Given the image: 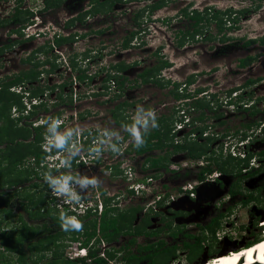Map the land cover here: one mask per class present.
I'll use <instances>...</instances> for the list:
<instances>
[{"label": "rangeland", "instance_id": "374dc122", "mask_svg": "<svg viewBox=\"0 0 264 264\" xmlns=\"http://www.w3.org/2000/svg\"><path fill=\"white\" fill-rule=\"evenodd\" d=\"M45 1L0 0V20L11 18L16 6H19L18 10L22 12L32 13L31 16H26L30 18L28 20L30 25L25 23L23 29L13 23L0 29V49L5 44L14 43L0 55V82L7 81L11 75L18 74L21 70L32 68L34 64L38 65L39 78L35 83L30 84L35 88H41L39 97L34 101L29 99L26 94L27 89L24 87L26 84L9 89L10 92L22 97L25 111L29 112L31 104L37 100L36 104L42 102L46 105V111L41 110L38 112L39 115L29 120L25 119L28 120L29 126L31 128L40 126L46 118L61 113L63 123L58 131L74 128L77 125L74 129L96 132L99 145L100 139H107L103 136L105 130H116L120 133L121 139L126 141L125 128L116 126L111 112L118 104L127 102L130 106L121 107L117 112L120 120L124 118L122 122L132 121L138 105L154 109L157 117H171L172 124L168 127L171 141L168 142L175 144L174 141L180 139L181 133L173 131L177 123L182 120L181 114H188L193 121L202 115V120H199L200 127L198 128L199 124H192L189 128L198 136L193 139L186 138L182 140V144L187 148L197 147L202 151L205 150V154L199 159H190L186 152L174 154L170 157V163L174 162L172 160L174 157L178 164L185 161L196 164L203 159L204 166L210 163L215 168L216 162H219L226 163L228 170L234 166V170L232 173H226L216 169L221 173L223 179L220 178L221 184L214 182L212 186L205 188L201 194L202 200H196L191 204L190 210L185 211L188 213L187 217L172 224L171 228L174 232L180 229L175 232V237L168 230H162L153 237L136 238V244H152L155 249V244L159 240H164L167 247L175 246L174 256L170 257L169 261L163 258L159 264L201 263L222 252L238 251L250 245L249 243L258 237L257 224L264 214L261 212L264 210V158L261 162H258L257 157H249V155L244 160L234 159L223 155L222 149L226 144L236 149L244 145L247 149L250 142L259 140L261 144H258L257 148L264 150V100H262L264 99V43L260 42L262 38L264 39V0H166V6L152 14H147L149 10L147 6L156 0H121L115 4L112 12L94 16L88 13L94 5V0H63L58 8L44 9ZM184 9H187V12L211 11L208 13L209 17L215 11L230 10L227 15L218 17L222 19L224 26L230 29L219 33L216 22L212 21L208 27L201 24L198 35L181 38L183 33L192 31L194 23L183 15ZM141 11H144L142 15L135 18V15ZM130 32H134L135 36L129 47L123 50L122 41L129 37ZM58 36L71 38L69 43L55 46L53 41ZM180 38L181 46L178 45ZM247 40L254 42L244 46ZM15 41L19 43L16 44ZM248 56L254 58L249 62V64L253 62V65L247 69L239 67V61ZM27 58L30 61L24 62ZM70 60L87 75V79L79 81L82 86L79 99L76 101L71 95L75 82L71 76L76 73L71 74L67 69ZM158 60L168 62L170 67L158 73L156 83H142L138 74L145 68L153 66ZM120 61L132 66L122 73L128 83L124 84L122 89L118 87V94L114 91V87H111L110 94L102 92L104 71L108 69L109 64L114 65ZM52 65L55 67L53 71H51ZM248 80H251V83H246ZM197 90L201 93L195 94ZM173 93H179L182 101L175 99ZM116 95L120 97L115 98ZM249 100L254 105L251 111L245 109L249 106ZM194 102H200L205 107L193 105ZM25 111L24 115L27 114ZM251 112L256 113L251 115ZM7 116L15 120L19 116L18 106H12L9 111L0 110V136L5 134ZM252 121L256 124L253 129L251 131L245 129V124ZM20 124L23 125L24 122L21 121ZM41 126H44L41 140L44 143L46 126ZM204 134L206 137H203ZM4 146H0V149ZM99 146L102 151L95 160L89 157V160H92L90 163H72L70 170L50 169L46 162L54 160L51 156L44 157L46 165L38 169L37 166L33 168L34 165L29 157L26 158L21 169L31 171L33 168L39 178H31L26 182L25 189L15 193L13 201L28 195L34 196L35 199L50 201L51 189L43 180V174L48 170L54 174L69 172L73 175L86 174L96 176L100 184L95 189L89 187L83 200L98 205V199L101 201L108 198L109 206L117 204L122 206L121 210L142 208L136 215L138 225L140 220L148 218L152 228L150 230L159 228L158 224L154 225L150 222L152 212L145 207L150 199L133 200L132 203L126 204L125 201L131 198V195L126 191V182L120 177L121 169L118 163L121 158L115 159L116 153L112 152L107 144ZM39 149L43 151L42 145ZM55 152L54 150L51 153ZM85 153L90 156L89 151ZM247 153L249 154V151ZM157 154L158 152L155 151L150 155ZM131 162L140 177L144 179L152 177V171L145 172L142 169L143 157H137ZM240 167L241 173L237 174L236 170ZM243 167L253 168L249 169L248 178L242 175L248 170ZM197 168L195 165L179 168L177 172L162 171L159 177L164 184L161 179L155 181L156 178L153 177L151 183L162 186L163 190L175 191L183 184L196 180L193 174L198 170ZM258 168L261 171L254 174L253 172ZM187 172L189 175L185 174ZM32 183H35V186ZM164 185L166 188L163 187ZM229 187L232 190L228 195ZM102 191L105 193L103 196H101ZM51 201L49 206L35 205L32 210L42 214L50 208L55 210L52 211L54 215H58L56 202ZM18 212L12 207L9 208L8 213L0 212V236L4 232L5 237L9 236L16 244L24 238L22 239L24 250L27 255L32 253L33 258L43 252L50 255L56 246L54 244L47 246L41 221L34 219L39 215L33 218L23 216L21 220ZM95 219L97 216H91L88 221ZM209 225H213L215 229L213 234L206 228ZM25 227H31L30 231ZM28 237L31 239H27ZM129 238L121 237L117 243L109 245V248L125 245ZM67 241L68 239L64 238L62 243L65 247L58 250L67 252L71 245ZM29 244L31 246L28 247ZM184 244H188L189 247ZM232 247L236 248L231 251ZM19 248L20 246L17 247L18 250ZM34 248L37 249L33 250ZM43 249L46 251L38 252ZM153 250L150 252L153 253ZM120 256L122 255L117 254L112 263H118ZM18 257V252H2L0 245V264H21ZM140 264H147V261Z\"/></svg>", "mask_w": 264, "mask_h": 264}, {"label": "trees", "instance_id": "16d2710c", "mask_svg": "<svg viewBox=\"0 0 264 264\" xmlns=\"http://www.w3.org/2000/svg\"><path fill=\"white\" fill-rule=\"evenodd\" d=\"M118 1L121 0H94V5L92 6V8H90L88 13L91 16H94L101 13L111 12L113 5ZM62 2L63 0H46L44 9L58 7ZM166 4V0L154 1L153 4L147 6L149 8L147 14H152L154 11L165 7ZM16 7L17 8H15V13L11 18L7 20H0V29L5 26H8L10 23L18 24L19 26H21L20 29L25 23H27L26 25H30V21H28L30 18L26 16H31L32 13L29 11L22 12L21 10H18L19 6ZM229 11L230 10L225 12L215 11L214 14L209 17L210 15L208 13H211V11L207 13L206 10H203V12H198L196 10L192 12H187V9L182 10L183 15L186 16L188 19L192 20L194 23L192 24V31H187L183 33L181 35V38L186 36L192 37L195 34H199L200 25L203 22L210 23L212 21H215L219 33H222L223 30H229L230 28L224 26L225 24L222 19L218 18L220 15H227ZM143 12L144 11L138 12L135 15V18L141 16ZM78 20H81V18H78ZM134 36L135 33L130 32L129 37L124 38L121 44V48L123 50L129 47V44L134 38ZM68 37L58 36L54 39L53 42L55 43V46H60L66 42H69L70 38L73 37V35L69 38ZM181 38L178 43L179 46L182 45ZM253 42L254 41L252 40H248L244 43V46H248ZM260 42L263 44L264 39L262 38ZM15 43L17 44L19 42L15 41ZM12 45H14V43L5 44L0 49V54L3 53L4 50L11 48ZM253 59L254 58L247 57L245 59L240 60L239 67H246L249 62ZM28 61H30V59L27 58V60L24 62ZM37 67L38 65L34 64L32 68H29L27 70H21L18 74L11 75L7 81L2 80L0 82V110L3 109L4 111H9L12 106L16 105L18 106L19 110V116L15 120H11L9 116H7V126L5 128V134L0 136V146L5 145L3 149H0V212L2 213H8L9 201L16 195L15 191L14 193H11L8 191V189H10L11 187L17 188L18 186H21L28 182L31 179V175L38 174L33 168L36 166L39 167V164L43 161L45 157V153L43 151H40L38 145L42 139V134L44 133L42 131V126H37V128H33L34 130L31 131L30 129L24 127L21 124L19 125V123H21V121H24L25 119L37 116L38 112L41 110L46 111V105L44 103H39L37 105L32 104L31 110L26 115H24L25 107L22 105V97L9 91V89L15 86L25 83L36 82L40 75L37 71ZM129 67L132 66H129V64L126 65L122 61L114 65L109 64L108 69L105 70L103 79L104 83H107L109 80H114L118 85L119 89H122L124 84L128 83L126 77H124L122 73H124ZM168 67H170V64L168 62L158 60L157 63H155L153 66L145 68L140 74H138V77L141 78V81L144 84L156 83V78L159 75L158 73L162 69ZM54 68V65H52L51 70H53ZM68 68L70 72L76 73V79L83 80L87 78L85 72L83 70L78 69L77 64L71 60L68 64ZM103 86L104 89H107L105 84ZM26 93L29 99H33L41 94V88H29L27 89ZM200 93V90H197V92H195V94ZM118 97L120 96H115V98ZM173 97L177 100H180L182 96L179 93H173ZM193 105H197L200 108L205 107L204 105L200 104V102H194ZM125 106L130 105H127V102H123L121 104H118L116 108L111 112L114 123L117 127H124L125 125H129L132 123V121L122 122L121 120H123L124 118H122L121 120L119 119V114L117 112L121 107ZM60 114L61 113L54 114L52 117L59 118ZM157 119L159 127L156 129H149L148 133L144 136L145 143L140 147H136L134 146V143H131L127 150V152L130 154H134L137 157H143V171H152L151 176L153 178H159V176L161 175L160 172H170L169 165L170 157L172 155L186 152L187 156L190 159H199L202 155L205 154V150L202 151L197 147L187 148L186 145L183 144L180 145L168 142L171 141L168 136V127L172 124V119L171 117L167 116H160L157 117ZM197 119L202 120V115ZM33 134L35 136L33 141H30L28 143L22 141L27 138H30ZM129 137V134L125 132V138ZM155 151L158 152V154L156 156H151L150 154ZM28 157L29 159L32 158L31 162L32 165H34L31 171L21 169L24 160ZM197 169L198 170L193 175L195 179L201 180L204 178L205 174H210L216 169L222 172L232 173V171L234 170V166H231L228 170L226 168V163L220 164L219 162H216L215 168H213L209 163L206 166L198 167ZM241 169L242 168L240 167L236 170L237 174L241 173ZM185 174L189 175V172ZM101 194L104 195L105 193L102 191ZM233 194L234 192H232V195ZM21 198L22 199L19 202L20 206L23 208L26 213V217L28 218H33V216L39 215L37 211L32 210L35 205H41V207H43L45 206V204L49 206L50 202L52 203L51 200L47 201L41 198L35 199L34 196L29 195L21 196ZM25 201L27 202L25 203ZM109 201L110 200L108 198L103 199L104 209L101 216L97 217V219L93 221H88L89 216H86L81 219V221L83 222L82 231H64L61 228V222L59 219L60 212L56 210L58 212V215H54L52 211L55 210H50V208H47L44 214H40L37 218H34H49L52 223L51 228L46 222L41 225L44 228V239L47 242V246H50V244H54V246H56L51 251L49 257L47 256L48 253L43 252V254L35 256V258H33L31 248L29 249L31 254L27 255L26 250H24L23 247L22 239L24 240V238H22L21 241L16 244L13 239L9 238V236L5 237L6 234L4 232V234L2 233V235L0 236V245L2 248V252H18V260L21 261V264H107L104 259L98 257L99 240L95 238L96 229L98 226L100 239L108 245L117 243L121 237H130L126 241L125 245H122L118 248L111 247L106 251L108 258L110 259H113L117 254L122 255L120 256L121 258L119 260L120 264H140L143 261H147V264H159L163 261V258L169 261L170 257L174 256L176 247H167L164 240H159L157 244H155V249L152 244H136V237H153L159 234L160 231H162V229L147 230V227L149 225L148 219L146 222L140 220L139 225H134L136 215L142 210V208H131L126 209V211L120 210L116 204L109 206ZM13 205H15L14 202ZM19 218L22 220L23 216H20ZM24 225L26 226V224ZM206 228L211 234L214 233L215 229L213 225H209ZM30 229L31 227L26 228L27 231H30ZM167 230L170 232V234H172L173 237H175V232H178L180 229L175 230L174 232L172 228L167 227ZM257 236H260V232L257 233ZM258 237H256L254 240H258ZM31 238L28 237L27 239ZM64 238L68 239V243L81 241V245L84 248H87L88 257L91 259V263H86L84 259L69 260L65 258V252H63L62 250H58L59 248L62 249L63 247H65L62 243ZM93 239L96 240L93 241ZM91 242H93V244L89 246ZM195 243H198V241H195ZM251 243H253V241H251L249 244ZM185 245H187V248L189 247L188 244H184V246ZM18 246H20V250L17 249ZM29 246L31 245L29 244L28 247ZM134 248H136V252L138 253V255L133 252ZM35 249L37 248H34L33 250ZM45 249L48 250L47 248ZM45 249L38 250V252L46 251ZM151 250H153V253L150 252Z\"/></svg>", "mask_w": 264, "mask_h": 264}, {"label": "built area", "instance_id": "2783aa9c", "mask_svg": "<svg viewBox=\"0 0 264 264\" xmlns=\"http://www.w3.org/2000/svg\"><path fill=\"white\" fill-rule=\"evenodd\" d=\"M67 69L69 70L68 67H67ZM69 72H70V70H69ZM70 73L72 74V72H70ZM104 74H105V71H104ZM75 76L76 75L71 76V79H73V81H75L73 83L71 95L73 97V100L76 101L79 99L78 95H79V91H80L82 84L79 82L81 80L76 79ZM85 79H87V78H85ZM103 79H104V77H103ZM76 80L78 82H76ZM104 84L107 87V89H104V86H102V88H101L102 92H106V93L109 92V94H110L111 93L110 91H112L111 87H114L113 89L116 92V94L119 93L118 85L116 84V82L114 80H109L107 83H104ZM34 99L35 98H33L32 100L34 101ZM180 101H182V100H180ZM36 102H38V100L35 101V103L33 105H37ZM25 112L28 113V111H25ZM181 116H182V120L177 123V125L175 126L174 131H173V132H180L181 133L180 139L174 141L175 144H180V145L182 144V140H184L186 138L187 139H193V138H196L198 136L196 133H193V132H191V130H189V128L191 127L192 124H194V125L199 124L198 127H200V122L198 119L193 121L192 118L188 114H185V113H182ZM59 119H61V117ZM76 119L78 120L77 116H76ZM41 125H44V124H41ZM74 128H77V125H75ZM96 134H97L96 132L93 133L88 129H85L84 131L80 130V135L78 137H75L74 140H76L78 145L80 146L81 154L77 158H74L72 163H75V162L76 163L77 162L78 163H81V162H84V163L89 162L90 163V162H92V160H95L96 157H98L95 153H90L89 154L90 156H88V154H86V153L84 154V152L89 151V149L91 147L99 146L97 143L98 138H97ZM205 135L206 134H204L203 137H206ZM124 139L126 141L121 139L118 142V147H119L120 151H119V154L118 153L114 154V157H115V159L121 158L120 162L118 163L120 166V169H121L120 177L126 182V186H127L126 191L128 192V194L131 195V198H128L125 201L126 204L132 203L133 200H142V199L148 200V199H150V202L145 207L147 209H150L151 212H156V211H158V209H157L158 207H160V206L161 207H163V206L170 207L171 204H173V203L177 202L178 200L183 199L185 197H187L190 200L195 202L197 200V189L201 185L208 184V187H209L214 182H216L218 179L221 178V173H219V172H217V170H215V171L211 172L210 174L209 173L205 174L204 178L201 180L196 179L194 181L187 182V183L183 184L179 189H177L175 191H164L161 189L160 185L156 186L155 183H151L153 181L152 177L144 179L143 177H140L138 175V170L135 168L134 164L131 162V160L137 158V156L127 152L128 147L130 146L131 143H133V141H132L131 137L125 138V136H124ZM43 152L45 153V158L47 156L48 157L51 156L52 158H54L53 161L46 162V163H48V166L50 167V169H58V170L64 169V168H58L61 156L59 154H57V152L51 153V152H45L44 150H43ZM220 152H221V150H220ZM222 154L225 156H228V157H232L234 159L239 158L241 160L245 159L246 155H247L246 147L244 145L240 149H236L232 146L230 147L229 144H226L224 146V148L222 149ZM89 157H91L92 160H89ZM44 159L39 164V167H43L46 165ZM115 159H113V160H115ZM178 163L179 162H175V161L171 162L169 165V170L172 172H177L179 168H182V169L183 168H189V167H194L195 165L197 167H202V166L204 167L205 162L202 159L201 161L197 162L196 164H191L187 161H185L182 164H178ZM206 163H207V161H206ZM37 169H38V167H37ZM155 181H157V180H155ZM50 196H52L51 200H54L56 202V209L58 212H60V213L61 212H67L68 215H75L80 220L86 216H89V217L97 216V217H99V216H101L103 209H104L103 200L99 201L98 198H97L98 199V205H95V204L92 205V204H90V203H88L82 199V202L79 205L69 206L68 204H64L62 202V199L53 196L52 193ZM101 196H103V195L101 194ZM111 205H115V204H111ZM117 207L120 210L123 209L122 206L117 205ZM95 238L99 240L98 257L104 259L107 262V264H120L119 261H118V263H115V262L112 263L114 260L108 258L106 251L109 249V245L100 239L98 226L96 229ZM96 239H93V241ZM70 244L71 245L69 246L68 251L64 253L65 258H67L69 260L84 259L86 263H91V259L88 257L87 248H84L81 245V241L72 242ZM92 244H93V242H91L89 244V246H91Z\"/></svg>", "mask_w": 264, "mask_h": 264}, {"label": "clouds", "instance_id": "9594fccd", "mask_svg": "<svg viewBox=\"0 0 264 264\" xmlns=\"http://www.w3.org/2000/svg\"><path fill=\"white\" fill-rule=\"evenodd\" d=\"M42 123L46 125L44 143L42 144L43 150L45 152H52L55 150L57 154L61 156L58 168L70 170L73 159L80 155V146L77 141L74 140V137L80 135V129L66 128L62 131H58V129H61L63 121L51 116L42 121ZM158 127L159 124L156 111L151 108H145L143 105H138L135 109L132 123L124 126L125 131L129 134L136 147H140L145 143L144 136L148 133L149 129H156ZM103 136L107 139H100L99 145L107 144L112 152L119 153L120 149L118 147V142L121 140L120 133L116 130H105ZM113 138L115 139L113 140ZM89 151L99 156L102 148L100 146H95L91 147ZM247 156L248 153L246 157ZM159 179H161V177L156 178V180ZM43 180L48 188L51 189L52 195L62 199V202L69 206L79 205L82 202L86 190L89 189V187L95 189L100 184L96 176H88L86 174L73 175L70 174V172L54 174L51 170L43 174ZM161 189L163 190L162 186ZM59 219L61 228L66 232L83 230V222L75 215H68L67 212H61ZM261 235L264 236V234ZM253 243L259 246L260 259L264 261V243H261L260 240H253Z\"/></svg>", "mask_w": 264, "mask_h": 264}, {"label": "flooded vegetation", "instance_id": "af4514ba", "mask_svg": "<svg viewBox=\"0 0 264 264\" xmlns=\"http://www.w3.org/2000/svg\"><path fill=\"white\" fill-rule=\"evenodd\" d=\"M101 1H103V0H101ZM116 4V3H115ZM115 4L113 5V7H112V10H111V12L113 11V9H114V6H115ZM58 8V7H57ZM107 13H110V12H107ZM228 21V20H227ZM229 22V21H228ZM202 24H205V26H207L208 27V25L210 24V23H202ZM226 27V26H225ZM227 28H230V27H227ZM223 32H225V30H223ZM202 34V33H201ZM198 35V34H197ZM208 37V36H207ZM248 41V40H247ZM229 41H227V43H228ZM69 43V42H68ZM71 43V42H70ZM3 53H4V51H3ZM3 53H1V54H3ZM0 54V55H1ZM249 57V56H248ZM247 58V57H246ZM249 58H253V57H249ZM251 65H253V62H251L250 64H248L247 66H246V69L249 67V66H251ZM67 67H68V64H67ZM55 69V68H54ZM53 69V70H54ZM53 70H51V71H53ZM260 80L258 79L257 80V82H259ZM248 82V84L249 83H251V80H248L247 81ZM246 82V83H247ZM35 83V82H34ZM26 84V86H24L26 89H29V88H35V87H33V85L32 84H30V83H25ZM37 88V87H36ZM40 88V87H39ZM39 97V96H38ZM250 99V98H249ZM262 100H264V99H262ZM54 101H57V99H54ZM252 101H250L249 100V106L248 107H246L245 109H249L248 111H251L252 109H253V103H251ZM40 103H42V102H40ZM251 103V104H250ZM254 113H256V112H251V115H254ZM40 114V113H39ZM38 114V115H39ZM60 117H61V114H60ZM59 117V118H60ZM47 119V118H46ZM29 120V119H28ZM28 120H24V121H22V122H24V124H23V126L24 127H26V128H28V129H30L31 131H33L34 129L33 128H31L30 126H29V124H28ZM254 125H256L253 121L252 122H249V123H247V124H245V129H249L250 131L253 129V127H254ZM41 126V125H40ZM34 128H37V126L35 127V126H33ZM42 127H44V126H42ZM209 129H210V127H208ZM43 129V128H42ZM226 130V129H225ZM219 131H221V129H219ZM251 133V132H250ZM34 138H35V136H34V134L30 137V138H27V139H25V140H22V141H24L25 143H28V142H30V141H33L34 140ZM43 139V138H42ZM41 139V140H42ZM42 141H40L39 142V147H41V145H42ZM258 144H261V142L259 141V140H256L255 142H250L249 143V146H248V148H247V152L249 151V156L250 157H252V156H255V157H257L259 160H258V162H261L262 161V159L264 158V150H259V148H257V147H259L258 146ZM216 145V144H215ZM257 148V149H256ZM32 159V158H31ZM29 161V160H28ZM259 164V163H258ZM257 164V165H258ZM245 168H247V167H243V169H245ZM248 169V168H247ZM249 169H253V168H249ZM249 169L245 172V173H243L242 175H244L245 176V178H248L249 177ZM261 170H260V168H258L257 170H255V172H253L254 174L256 173H258V172H260ZM39 178V176H38V174H34V175H32V177L31 178ZM220 181H222L221 179H218L217 181H216V183L217 184H221V182ZM32 185H34L35 186V183H32ZM25 188V184H23V185H21V186H18L17 188H15V187H11L10 189H8V191L9 192H11V193H14V191L16 192V193H18V191H21V190H23ZM231 188L229 187V189H228V191H227V193H228V195H229V193L231 192ZM227 195V196H228ZM20 200L21 199H19L18 198V200H15V201H13V198L9 201V205H8V208H15V210L16 211H19L18 212V217H20V216H26V213H25V211L23 210V208L20 206ZM13 202H14V204L15 205H13ZM25 202H27V201H25ZM212 203V202H211ZM208 204H210V202H208ZM158 209V211H156V212H152V218L150 219V222L152 223V224H158L159 226V228H157V229H162V230H167V227H173L172 226V224L174 223H176L177 221H179V220H184L186 217H187V215H188V213L187 212H185V211H173L170 207H167V206H163V207H158L157 208ZM44 212L45 211H43L42 212V214H44ZM40 215V214H39ZM148 219V218H147ZM147 219L146 220H143V221H147ZM36 220H40L41 221V225L44 223V222H46V223H48V225L50 226V228L52 227L51 225H52V223H51V221H50V219L49 218H44V217H41V218H38V219H35V221ZM139 223V222H138ZM138 223H137V221L135 220V222H134V225H138ZM150 229H152L151 228V226H150V223H149V225H148V227H147V230H150ZM140 237H143V238H147V237H144V236H140ZM140 237H136V238H140ZM133 252L136 254V255H138V253L136 252V248H134L133 249ZM47 256L49 257L50 255L49 254H47Z\"/></svg>", "mask_w": 264, "mask_h": 264}, {"label": "bare ground", "instance_id": "6f19581e", "mask_svg": "<svg viewBox=\"0 0 264 264\" xmlns=\"http://www.w3.org/2000/svg\"><path fill=\"white\" fill-rule=\"evenodd\" d=\"M263 213H264V211H263ZM234 248H236V247H232V248H230V250L232 251ZM230 250H227V251H230ZM236 253H238V252L233 251V254H236ZM242 253L240 255H238V256H233V257L227 258L226 260H222V261H220L219 264H228V262H232V260H234L236 258H241L242 257ZM224 254H226V253L225 252H222L220 255H218L216 257H221ZM244 254H246L244 257H246L247 259H249V261H248V263H245L244 262L243 264H257V263H255L253 261V259H255V258L261 261V259H260V248H259V246H256L254 249H250L249 252H246ZM206 262H207V260H206ZM206 262L194 263V264H203V263H206ZM261 262L264 263V261H261Z\"/></svg>", "mask_w": 264, "mask_h": 264}, {"label": "water", "instance_id": "95a60500", "mask_svg": "<svg viewBox=\"0 0 264 264\" xmlns=\"http://www.w3.org/2000/svg\"><path fill=\"white\" fill-rule=\"evenodd\" d=\"M172 160L175 161L174 158ZM221 179H222V177H221ZM215 186H217V184H215ZM207 187H208V184H204V185H201L197 189V200H202L201 199V194L205 190V188H207ZM192 203H194V201H192L189 198L185 197V198L180 199L177 202L171 204L170 208L173 211H189L190 210L189 208H190V206H191ZM203 262H205V260Z\"/></svg>", "mask_w": 264, "mask_h": 264}, {"label": "crops", "instance_id": "0c3cea01", "mask_svg": "<svg viewBox=\"0 0 264 264\" xmlns=\"http://www.w3.org/2000/svg\"><path fill=\"white\" fill-rule=\"evenodd\" d=\"M161 181H162V179H161ZM162 183H163V181H162ZM164 184V183H163ZM164 187H166L165 185H164Z\"/></svg>", "mask_w": 264, "mask_h": 264}]
</instances>
